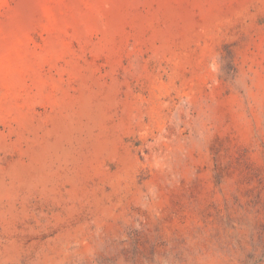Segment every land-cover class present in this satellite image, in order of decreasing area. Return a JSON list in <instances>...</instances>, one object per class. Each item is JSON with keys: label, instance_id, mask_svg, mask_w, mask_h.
<instances>
[{"label": "rangeland", "instance_id": "374dc122", "mask_svg": "<svg viewBox=\"0 0 264 264\" xmlns=\"http://www.w3.org/2000/svg\"><path fill=\"white\" fill-rule=\"evenodd\" d=\"M0 264H264V0H0Z\"/></svg>", "mask_w": 264, "mask_h": 264}]
</instances>
